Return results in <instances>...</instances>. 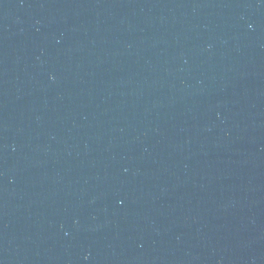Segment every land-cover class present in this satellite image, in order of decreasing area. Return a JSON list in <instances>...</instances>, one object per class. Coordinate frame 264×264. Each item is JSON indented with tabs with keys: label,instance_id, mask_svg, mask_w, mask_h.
Masks as SVG:
<instances>
[{
	"label": "water",
	"instance_id": "obj_1",
	"mask_svg": "<svg viewBox=\"0 0 264 264\" xmlns=\"http://www.w3.org/2000/svg\"><path fill=\"white\" fill-rule=\"evenodd\" d=\"M264 72V0H0V257Z\"/></svg>",
	"mask_w": 264,
	"mask_h": 264
}]
</instances>
